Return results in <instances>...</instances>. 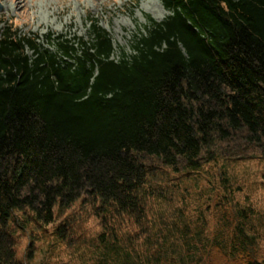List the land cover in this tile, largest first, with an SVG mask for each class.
<instances>
[{
  "label": "trees",
  "instance_id": "16d2710c",
  "mask_svg": "<svg viewBox=\"0 0 264 264\" xmlns=\"http://www.w3.org/2000/svg\"><path fill=\"white\" fill-rule=\"evenodd\" d=\"M160 1L116 55L97 19L86 37L44 34L52 48L0 23V264H24L19 214L45 226L78 200L102 226L97 264H264L259 210L235 200L221 152L243 141L264 161V0ZM202 173L218 225L184 204L151 231L149 200L185 199Z\"/></svg>",
  "mask_w": 264,
  "mask_h": 264
},
{
  "label": "rangeland",
  "instance_id": "374dc122",
  "mask_svg": "<svg viewBox=\"0 0 264 264\" xmlns=\"http://www.w3.org/2000/svg\"><path fill=\"white\" fill-rule=\"evenodd\" d=\"M0 5V23L8 22L20 31L38 33L41 36L39 41H43L49 48L53 44L44 40V34L55 36L62 33L86 37L89 18L97 19L99 25L110 33L115 48L113 55H116L118 47L130 51L132 36L137 30H142L147 16L161 20L168 13L160 0H0ZM221 152H225L223 157L229 156L231 160L228 173L235 188V200L244 205L252 203L259 210L256 226L264 229V223L260 225L259 221V217L264 220V161L257 157L249 158L252 156L250 154L257 155V150L247 149L243 141L231 145L224 143ZM215 168V165L206 163L203 173H213ZM206 184L203 175L193 187L188 188L189 194L185 199L181 197L184 193L182 188L172 199H150L147 206L148 228L154 232L160 228L166 230L161 219L167 220L169 228L171 212L187 204L184 210L187 209V216L194 224L199 222L197 218L201 213L207 219L208 229L212 230L218 225V217L213 209H208L210 199L207 197L213 195V192L210 185L203 191ZM55 210L54 221L45 226L30 221L24 225L25 218L19 214V223L14 225L13 235L17 258L24 264H97L98 253L91 244L102 226L91 204L78 200L68 208L62 210L56 207ZM129 222H126L128 229L131 228ZM62 225L67 235L65 238L57 234V229ZM257 242L264 255V231H260Z\"/></svg>",
  "mask_w": 264,
  "mask_h": 264
},
{
  "label": "water",
  "instance_id": "95a60500",
  "mask_svg": "<svg viewBox=\"0 0 264 264\" xmlns=\"http://www.w3.org/2000/svg\"><path fill=\"white\" fill-rule=\"evenodd\" d=\"M2 9V6L0 5V10Z\"/></svg>",
  "mask_w": 264,
  "mask_h": 264
}]
</instances>
